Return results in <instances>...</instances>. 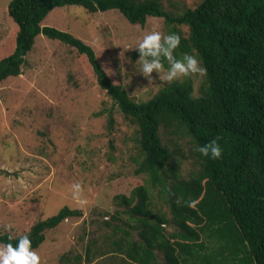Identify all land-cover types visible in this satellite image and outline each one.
I'll list each match as a JSON object with an SVG mask.
<instances>
[{
    "label": "trees",
    "instance_id": "1",
    "mask_svg": "<svg viewBox=\"0 0 264 264\" xmlns=\"http://www.w3.org/2000/svg\"><path fill=\"white\" fill-rule=\"evenodd\" d=\"M65 6L87 14L116 10L138 26L161 18L167 34L181 36L177 52L195 54L207 69L202 95L194 97L185 78L137 103L111 82L91 47L42 26L53 9ZM8 16L17 27L15 51L0 60V83L21 75L35 38L43 35L87 58L98 87L136 129L133 174L145 180L116 195L115 212H102L94 222L110 231L106 250L92 240L84 257L66 253L58 264H92L97 257L117 264H264V0H202L179 13L162 0H12ZM132 57L139 58L136 50ZM113 124L108 112L110 132ZM212 139L223 148L221 159L196 151ZM185 142L197 166L188 177L180 173ZM80 217V210L63 207L38 221L27 232L33 247L46 231ZM7 236L0 232V241Z\"/></svg>",
    "mask_w": 264,
    "mask_h": 264
},
{
    "label": "rangeland",
    "instance_id": "2",
    "mask_svg": "<svg viewBox=\"0 0 264 264\" xmlns=\"http://www.w3.org/2000/svg\"><path fill=\"white\" fill-rule=\"evenodd\" d=\"M11 1L0 0V60L15 51L17 27L8 16ZM201 1L162 0L167 10L178 13ZM42 26L67 32L91 47L111 82L121 85L137 103L149 101L164 87L144 88L152 85L137 74L135 49L127 50L147 32L167 34L161 18H148L138 26L116 10L87 14L81 7L65 6L53 9ZM21 70L20 76L0 83V232L6 233L3 225L12 223L13 235L24 234L68 207L80 210L82 217L45 232L36 249L42 264H58L66 253L84 257L92 240L98 251H105L110 231L94 222H100L102 212H115L116 195H128L145 180L133 174L136 129L98 87L87 58L69 46L38 35ZM152 75L153 83L159 84L157 73ZM187 78L192 80L193 96H201L205 76ZM108 112L114 119L111 132ZM188 148L182 144L185 159L180 173L185 177L197 171ZM77 182L87 200L83 206L72 198ZM106 259L97 257L92 264H117Z\"/></svg>",
    "mask_w": 264,
    "mask_h": 264
},
{
    "label": "clouds",
    "instance_id": "3",
    "mask_svg": "<svg viewBox=\"0 0 264 264\" xmlns=\"http://www.w3.org/2000/svg\"><path fill=\"white\" fill-rule=\"evenodd\" d=\"M180 46V34L175 32L162 34L160 31L152 30L138 39L134 47L127 49H135L139 54L135 64L137 74L145 77L149 85H152L144 88L169 86L183 78L193 75L203 77L207 74V69L195 55L177 52ZM120 55L124 56V52ZM153 72L157 73L159 84L153 83L155 79ZM196 151L211 160L221 159L223 155V148L218 139L197 145ZM82 191L81 183L72 185V198L83 206L87 204V200L82 198ZM194 204L195 202H188L187 206L194 207ZM3 231L8 233V236L6 241H0V264H42L41 255L33 247L29 233L13 235L15 225L12 223L4 224Z\"/></svg>",
    "mask_w": 264,
    "mask_h": 264
}]
</instances>
